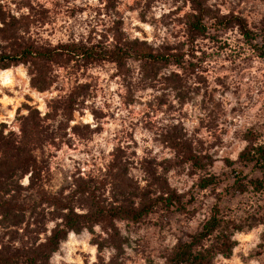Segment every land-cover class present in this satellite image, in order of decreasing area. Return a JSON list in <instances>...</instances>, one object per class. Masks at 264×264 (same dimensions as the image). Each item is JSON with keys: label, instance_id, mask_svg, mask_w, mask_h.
Listing matches in <instances>:
<instances>
[{"label": "rangeland", "instance_id": "1", "mask_svg": "<svg viewBox=\"0 0 264 264\" xmlns=\"http://www.w3.org/2000/svg\"><path fill=\"white\" fill-rule=\"evenodd\" d=\"M199 12L209 29L192 47L186 24ZM229 14L252 38L224 30ZM113 29L158 49H194L199 71L159 65L146 68L157 75L150 82L135 62L126 79L114 64L64 59L0 69L5 133L19 142L30 112L35 122L34 109L48 115L37 121L39 139L26 140L38 170L0 196L9 205L0 255L16 254L15 264H30L32 252L36 264H172L211 245L214 235L195 237L215 213L235 244L212 264H264V171L239 162L249 144L264 143V0H0V52L104 41ZM213 177L219 184L202 189ZM167 196L175 207L156 202ZM146 206L149 214L128 218ZM67 216L81 230L47 259V239Z\"/></svg>", "mask_w": 264, "mask_h": 264}, {"label": "trees", "instance_id": "2", "mask_svg": "<svg viewBox=\"0 0 264 264\" xmlns=\"http://www.w3.org/2000/svg\"><path fill=\"white\" fill-rule=\"evenodd\" d=\"M221 25L224 30L231 27H236L240 33L247 39L251 37V31L248 29L244 20L234 14L221 17ZM187 37L188 44L193 47L194 42L199 38H205L208 33V25L205 21L203 13L191 14L187 21ZM111 32V33H110ZM109 38L104 41H96L94 43L72 42L59 44L53 47H34L25 46L14 52H0V69H7L11 66L19 64H35L44 62L46 64H54L61 59L67 62L77 61L83 63L85 66L98 65L110 63L117 67L118 74L123 79L128 78L130 73V63L135 62L144 70L140 73L142 80L156 82L157 75L147 71L146 68H152L159 65L176 66L184 70L193 68L192 74H197L199 71L194 60V49L191 51L178 52L173 49L166 50L165 48H155L147 41H142L137 38L130 39L125 37L119 30L113 29L109 31ZM108 38V35H106ZM191 48V47H190ZM190 57V59H188ZM172 76L179 77L178 74ZM170 80V78H169ZM40 91H45L47 87H40L33 85ZM68 109H70L68 107ZM36 113V122L33 121L32 112L29 113L28 119L31 122L27 123L23 129V138L21 141H16L15 134L12 131L5 133L6 125L1 124L0 128V196L8 194L10 188L13 186V180L19 177V174H26L30 171L33 173L38 170L37 159L34 155L35 149L30 147L31 143H26L27 139L38 140L40 136L39 124L37 121H45L41 118L40 112L34 109ZM26 118V119H27ZM175 147H180V143H175ZM187 152V151H186ZM184 152V159L192 160L193 157L190 152ZM239 162L245 165H253L264 171V143L263 144H249L240 154ZM33 176V174H32ZM31 176V177H32ZM219 182L215 177L203 179L201 188L206 189L209 186H216ZM165 206L175 207L176 204L172 197H161L156 201ZM9 205L0 197V209H5ZM151 207L146 206L139 210L127 211L128 218L137 221L150 213ZM103 215L104 212H101ZM84 218V217H82ZM63 225H58L52 230V234L47 239L46 252H48L47 259L50 254L55 252L60 243L64 241L70 231L79 232L75 222L70 216H67ZM222 221L215 213L204 223L202 231L195 237L197 241L213 238L211 245L200 251H193L189 256V251L186 249L183 253H178L172 264H212L216 255H223L228 257L233 250L234 242L230 235H224L220 230ZM233 232L240 231V228L232 227ZM196 246V245H193ZM15 255H0V264H15L18 258ZM32 257H28L30 264H36L39 257H36L34 252ZM24 259V258H22Z\"/></svg>", "mask_w": 264, "mask_h": 264}]
</instances>
